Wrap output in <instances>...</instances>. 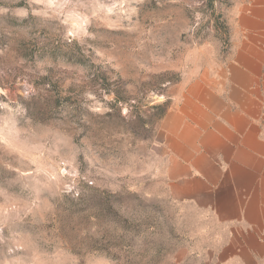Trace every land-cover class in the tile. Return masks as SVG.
<instances>
[{"label":"rangeland","instance_id":"1","mask_svg":"<svg viewBox=\"0 0 264 264\" xmlns=\"http://www.w3.org/2000/svg\"><path fill=\"white\" fill-rule=\"evenodd\" d=\"M235 66V186L177 199L162 113ZM0 264H264V0H0Z\"/></svg>","mask_w":264,"mask_h":264},{"label":"crops","instance_id":"2","mask_svg":"<svg viewBox=\"0 0 264 264\" xmlns=\"http://www.w3.org/2000/svg\"><path fill=\"white\" fill-rule=\"evenodd\" d=\"M232 79L234 84L228 90L217 88L226 96L214 87L191 88L160 122L168 153L166 176L177 199H209L217 191L232 192L235 186L220 156L237 150V118L243 119L237 101H246L237 90V82L248 89L253 79L239 66L233 67Z\"/></svg>","mask_w":264,"mask_h":264},{"label":"trees","instance_id":"3","mask_svg":"<svg viewBox=\"0 0 264 264\" xmlns=\"http://www.w3.org/2000/svg\"><path fill=\"white\" fill-rule=\"evenodd\" d=\"M168 111H169V108H167L165 111H163L161 118H164V116L167 114Z\"/></svg>","mask_w":264,"mask_h":264}]
</instances>
